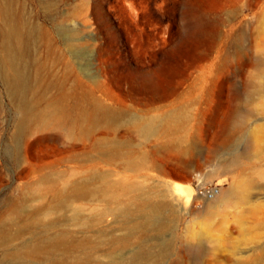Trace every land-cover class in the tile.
<instances>
[{"label": "rangeland", "instance_id": "rangeland-1", "mask_svg": "<svg viewBox=\"0 0 264 264\" xmlns=\"http://www.w3.org/2000/svg\"><path fill=\"white\" fill-rule=\"evenodd\" d=\"M7 4L37 33L24 57L28 63L36 61L42 107L63 95L70 97L69 107L77 98H84L88 106L95 98L123 118L117 126L96 130L85 146L59 131L35 127L14 142L18 114L0 77V264H17L11 263L7 252L61 233L70 250H45L33 261L68 264L89 253L92 241L122 233L105 214L104 202L76 197L63 206L55 195L63 188L60 175L69 178L83 170L70 157L83 152L94 157L91 146L101 137L124 141L125 150L145 155L146 163L129 169L95 156L87 165L88 173L163 192L169 203L165 219L171 225L166 238L176 237L185 248L194 247L189 237L202 235L204 248L218 250L223 264L237 259L229 242L243 249L255 245H246L251 242L264 243V95L252 87L264 80L259 76L264 71V0H9ZM68 39L76 40L73 47ZM172 114L186 124L180 135L191 137L198 148L192 161L164 148L165 134L146 139L129 125L128 118L164 119ZM235 119H243L244 126L234 133ZM251 148L261 156L225 174L217 172L223 160ZM248 177L256 184L250 190L254 196L250 204L231 203L208 220L198 218L208 201L197 194L198 186L218 187L220 195L232 184L243 189ZM169 187L181 188L184 199L177 192L171 196ZM84 222L92 229H86ZM106 248L94 251L98 261H107ZM186 256L192 264L203 261L195 248ZM215 257H208L205 264H213Z\"/></svg>", "mask_w": 264, "mask_h": 264}, {"label": "bare ground", "instance_id": "bare-ground-1", "mask_svg": "<svg viewBox=\"0 0 264 264\" xmlns=\"http://www.w3.org/2000/svg\"><path fill=\"white\" fill-rule=\"evenodd\" d=\"M8 1L0 0V77L5 93L14 104L18 114L14 124L12 140L15 142L26 130L35 127L38 130L53 129L59 131L69 138L80 140L85 146L96 130L119 125L123 118L122 113L106 107L95 98H91L89 106L84 98H77L75 106L69 107L68 100L70 97L63 95L61 98L49 100L42 107V100L37 96L40 77L36 61L28 63L24 57L25 47H30L38 36L34 27L14 16L12 8L7 4ZM75 41V39H68V46L73 47ZM259 76L264 79V71ZM252 87L258 95H264V80L256 81ZM156 116H153L154 118L150 117L151 119L136 117L130 120L128 118L129 125L140 137L146 139H158L161 134H165L164 148L175 150L181 157L192 161L198 148L191 137L180 135L182 127H185L182 126L184 123L183 119L180 118L181 116L172 114L164 119H159ZM241 120L243 119L236 120L232 126L234 133L244 126ZM118 141L101 137L96 142L94 141L95 143L93 142L95 147H91L96 153L95 156L107 158L111 162H118V164L121 162L126 168L140 169L145 165V155H132L128 149L125 150L124 145L121 143H124V141ZM261 154L252 148L244 153L236 152L230 158L223 160L217 172L225 174L234 166L245 165L246 161L259 157ZM94 157L87 152H83L79 157L73 154L70 159L80 163L83 170L71 173L69 178L60 175L63 188L57 189L55 195L62 199L63 206L68 205L72 198L76 197H90L104 202L106 204L105 214L113 218L116 229L122 233L119 235L111 233L104 240L101 239L102 241H92L89 253H84L68 264H162L164 260H169V263L174 264H192L186 256V251L192 248H195L196 252L201 255L203 261L199 264H205L204 261L213 255L216 256L213 259V264H223L220 256L216 253L218 250L204 248V237L202 235L189 237L194 247H188L189 245H187L185 248L184 242H179L176 237L166 238V231L171 225L165 219V215L169 211V203L163 192L148 188L141 183H131L126 180L113 181L109 175L88 173L87 165L94 160ZM85 167L87 168V174ZM261 176L264 177V170L261 172ZM255 187V181L248 177L243 183V189H239L238 186L232 184L227 192L220 195H217L219 190L214 192V195L208 198L205 208L198 213V218L208 220L218 209L231 203H234V205H236V202L243 205L250 204L254 199L250 190L255 189ZM167 192H171L173 197L174 192H177L184 199L181 188L169 187ZM185 201L189 202V200ZM11 222L16 224L13 220ZM83 226L89 230L93 227L88 222H84ZM21 230L22 228L19 227L17 234ZM206 238L207 240L210 239L209 234L206 235ZM187 242V244H190L189 240ZM258 242L246 244L248 246L255 244L249 249H243L233 241L229 242L228 246L232 255L237 257L232 264H264V243L260 244ZM179 243L180 246H178ZM99 246H107L105 250L107 261L105 262L98 261V258L94 255V251ZM70 248L69 240L65 234L61 233L36 245H22L20 248L7 252L6 255L11 257V263L34 264L33 259L45 250L50 252L58 249L69 251ZM47 264L63 263H56L53 259H50Z\"/></svg>", "mask_w": 264, "mask_h": 264}, {"label": "built area", "instance_id": "built-area-1", "mask_svg": "<svg viewBox=\"0 0 264 264\" xmlns=\"http://www.w3.org/2000/svg\"><path fill=\"white\" fill-rule=\"evenodd\" d=\"M219 188L218 187H214V188H205L203 186H198L197 188V194L199 196H203L205 198H211L214 195V192L218 191Z\"/></svg>", "mask_w": 264, "mask_h": 264}]
</instances>
